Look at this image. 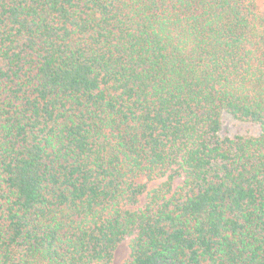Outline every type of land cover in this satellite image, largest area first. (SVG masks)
Here are the masks:
<instances>
[{
    "label": "trees",
    "instance_id": "16d2710c",
    "mask_svg": "<svg viewBox=\"0 0 264 264\" xmlns=\"http://www.w3.org/2000/svg\"><path fill=\"white\" fill-rule=\"evenodd\" d=\"M124 240V264H264L255 0H0V264Z\"/></svg>",
    "mask_w": 264,
    "mask_h": 264
},
{
    "label": "rangeland",
    "instance_id": "374dc122",
    "mask_svg": "<svg viewBox=\"0 0 264 264\" xmlns=\"http://www.w3.org/2000/svg\"><path fill=\"white\" fill-rule=\"evenodd\" d=\"M259 10L264 11V0H255ZM258 126L248 122H240L231 116L224 114L222 116V133L234 134H258ZM150 185H153L151 183ZM129 257V242L122 241L114 251L112 264H124Z\"/></svg>",
    "mask_w": 264,
    "mask_h": 264
}]
</instances>
